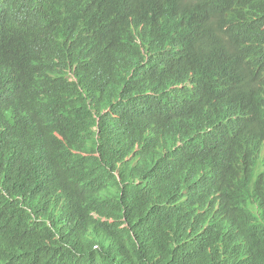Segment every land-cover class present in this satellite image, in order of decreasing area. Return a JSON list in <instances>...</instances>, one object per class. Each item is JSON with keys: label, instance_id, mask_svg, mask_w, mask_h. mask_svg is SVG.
I'll return each instance as SVG.
<instances>
[{"label": "trees", "instance_id": "1", "mask_svg": "<svg viewBox=\"0 0 264 264\" xmlns=\"http://www.w3.org/2000/svg\"><path fill=\"white\" fill-rule=\"evenodd\" d=\"M165 1L0 0V264H264V0Z\"/></svg>", "mask_w": 264, "mask_h": 264}, {"label": "clouds", "instance_id": "2", "mask_svg": "<svg viewBox=\"0 0 264 264\" xmlns=\"http://www.w3.org/2000/svg\"><path fill=\"white\" fill-rule=\"evenodd\" d=\"M162 1L166 3L165 0ZM189 3H191V6H188ZM209 3H212L213 7H209ZM198 9L207 10L209 14L215 18L213 15L214 0H185L182 8L184 12L182 18L190 16ZM222 22L224 24L223 30L217 37L213 38H221L222 48L215 54L207 53L205 38L201 41L194 59L193 65L196 69L204 67L209 63L211 65L209 75L202 77L203 87L205 89L209 87L225 86L234 80L238 82L241 76L253 72V68L250 64V60H253L252 52L246 45L236 41L231 30L230 19L227 15H225ZM180 88H182L181 84ZM206 114L209 119L213 118L216 121L220 112L215 106L207 104Z\"/></svg>", "mask_w": 264, "mask_h": 264}]
</instances>
